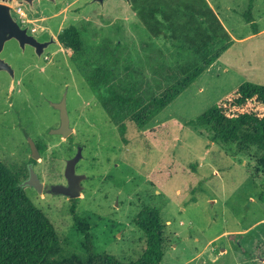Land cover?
Here are the masks:
<instances>
[{
	"label": "rangeland",
	"instance_id": "obj_1",
	"mask_svg": "<svg viewBox=\"0 0 264 264\" xmlns=\"http://www.w3.org/2000/svg\"><path fill=\"white\" fill-rule=\"evenodd\" d=\"M164 1L167 8L185 9L177 16L179 25L190 19L185 0ZM250 2L195 0L199 9H211L218 17L229 48L146 127L126 120L123 136L88 84L96 64L107 61L104 50L118 57L114 72L121 83L137 82L148 99L162 93L172 71L190 60L189 52L168 31L152 37L133 0L13 2L26 14L23 22L12 13L22 28L38 41H55L39 57L33 48L22 49L11 40L0 55L14 70V77L0 71V159L20 172L24 183L32 140L39 151L33 169L43 184L66 185L67 161L83 148L77 174L87 179L80 199L24 187L69 252L85 255L84 236L71 212L75 204L90 226L95 253L123 263H136L143 255L146 236L135 221L147 209L159 212L164 227L161 264L256 263L244 236L248 230L254 231L251 236L255 230L264 233L262 152L212 142L206 129L188 125L241 84L264 85V0H253L248 22ZM71 26L82 33V56L58 42ZM102 95L107 96L105 89ZM63 99L74 130L67 139L53 134L61 124L54 105Z\"/></svg>",
	"mask_w": 264,
	"mask_h": 264
},
{
	"label": "trees",
	"instance_id": "obj_2",
	"mask_svg": "<svg viewBox=\"0 0 264 264\" xmlns=\"http://www.w3.org/2000/svg\"><path fill=\"white\" fill-rule=\"evenodd\" d=\"M185 1L189 3L186 9L192 15L179 25L177 16L182 15L185 9L179 6L175 10L167 8L164 0H133L135 9L152 37L166 36L168 33L165 31H168L182 45L180 49L184 48L190 54L188 62L172 71L168 85L159 96L144 98L139 93L141 86L137 82L127 83L126 86L122 84L114 72L118 57L108 48L102 55L108 56L107 61L97 63L88 77L89 86L100 94L102 106L118 125L122 136L126 132V120L139 129L146 127L195 83L230 46L228 33L211 9H199L195 0ZM250 1L246 14L248 22H251L253 8V0ZM58 42L72 53L83 55L82 33L77 27L64 29ZM221 43H225L224 47L216 50V46ZM103 89L107 96L102 95ZM188 125L206 129L212 142L257 147L262 152L258 163L264 174V85L241 84L197 120L188 122ZM31 163L35 161L32 159ZM20 176V172H15L0 159V264H161L164 256V227L157 210L147 209L135 221L146 236V248L140 260L123 263L112 255L95 253L90 226L86 219L78 215L74 204L71 212L76 229L85 240V255L82 256L64 247L54 225L28 198ZM253 232L244 236L247 237L246 244L249 245V252L255 256V264H264V233L258 234L255 230L254 236H251ZM230 238L237 239L239 236L230 235ZM255 242L258 244L254 245ZM252 246L256 247V252Z\"/></svg>",
	"mask_w": 264,
	"mask_h": 264
},
{
	"label": "water",
	"instance_id": "obj_3",
	"mask_svg": "<svg viewBox=\"0 0 264 264\" xmlns=\"http://www.w3.org/2000/svg\"><path fill=\"white\" fill-rule=\"evenodd\" d=\"M0 55L8 41L15 40L19 43L22 49L26 46H31L35 49L36 54L40 57L55 40L51 42L42 43L35 37L28 33L27 28H22L19 23L12 17L10 4L13 0H0ZM105 0H96V2L103 3ZM130 1V0H127ZM0 71L8 72L14 77V70L10 65L3 61L0 57ZM54 107L60 112L61 124L58 129L53 131V134L60 135L63 138H69L73 133V128L70 125V119L66 107V99L61 103L55 104ZM30 147L32 149V159L37 160L39 151L35 143L30 140ZM83 159V148L78 147V153L75 157L67 161L65 168L66 185H44L38 175L34 172L33 164L29 166V178L22 185L24 187H31L39 193L47 192L54 196H63L70 200L80 199L84 191L83 182L87 179L86 175L77 174V165Z\"/></svg>",
	"mask_w": 264,
	"mask_h": 264
},
{
	"label": "flooded vegetation",
	"instance_id": "obj_4",
	"mask_svg": "<svg viewBox=\"0 0 264 264\" xmlns=\"http://www.w3.org/2000/svg\"><path fill=\"white\" fill-rule=\"evenodd\" d=\"M7 1H8V0H7ZM14 1H16V0H13L12 3L10 4V7H11V13H13L14 6H13L12 4H13ZM21 1H29V2H33L34 0H17V2H19V4H21V3H20ZM0 3L3 4L4 2L0 1ZM20 6H21V5H20ZM12 17H13V16H12ZM40 42H41V41H40ZM46 42H47V41H46ZM42 43H45V42H42ZM26 47H27V46H26ZM29 47H31V46H29ZM31 48H33V47H31ZM33 50H34V52H35V49H34V48H33ZM77 153H78V150H77ZM77 153H76V154H77ZM75 156H76V155H75ZM81 161H82V160H80V162H81ZM80 162H79V163H80ZM79 163H78V164H79ZM31 164H32V163H31ZM28 178H29V177H28ZM26 181H27V180H26ZM33 189H34V188H33ZM43 193L48 194L47 192H43ZM49 195H51V194H49Z\"/></svg>",
	"mask_w": 264,
	"mask_h": 264
},
{
	"label": "built area",
	"instance_id": "obj_5",
	"mask_svg": "<svg viewBox=\"0 0 264 264\" xmlns=\"http://www.w3.org/2000/svg\"><path fill=\"white\" fill-rule=\"evenodd\" d=\"M17 14H19L20 15V20H22L23 22L25 21V18H26V15H25V13L23 12V9L21 8V6H19V7H16V8H14L13 9Z\"/></svg>",
	"mask_w": 264,
	"mask_h": 264
},
{
	"label": "crops",
	"instance_id": "obj_6",
	"mask_svg": "<svg viewBox=\"0 0 264 264\" xmlns=\"http://www.w3.org/2000/svg\"><path fill=\"white\" fill-rule=\"evenodd\" d=\"M26 15V14H25ZM28 19V18H27ZM250 230H248V233H251L253 230H251L250 232H249ZM247 232V231H246ZM236 233H240V232H236ZM226 234H228V233H224V234H222V235H226ZM221 237V236H220ZM214 242V241H213ZM212 243V242H211ZM222 252H224V251H222ZM226 253V252H225Z\"/></svg>",
	"mask_w": 264,
	"mask_h": 264
}]
</instances>
